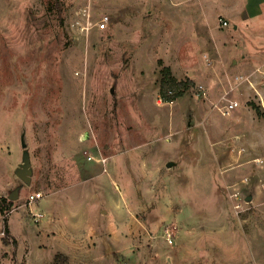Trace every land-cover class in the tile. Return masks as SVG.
<instances>
[{"label": "rangeland", "instance_id": "374dc122", "mask_svg": "<svg viewBox=\"0 0 264 264\" xmlns=\"http://www.w3.org/2000/svg\"><path fill=\"white\" fill-rule=\"evenodd\" d=\"M166 67L190 81L170 102ZM259 68L264 0H0V264H65L46 210L81 202L131 221L115 264H264Z\"/></svg>", "mask_w": 264, "mask_h": 264}, {"label": "crops", "instance_id": "0c3cea01", "mask_svg": "<svg viewBox=\"0 0 264 264\" xmlns=\"http://www.w3.org/2000/svg\"><path fill=\"white\" fill-rule=\"evenodd\" d=\"M77 205L80 207L77 217L73 214L69 215L68 212L71 208H68L69 210L62 207L57 209L54 206L53 209L50 206L49 210H46V213L58 216L53 223L46 222L44 224V231L52 230V239H50L52 256L49 262L51 263L56 255H62L67 258L65 264H115V258H113L115 255L111 256L109 251L116 249L117 252L124 253L128 249L126 246L131 248L132 244L131 240L126 238L124 240L127 242L123 244V238L126 235L121 234V229L114 228L115 224L125 228L130 226L131 221L127 219L124 221L115 220L114 224H107L105 218H90V216L94 218V213L98 209L97 205H85L82 202ZM89 207H93V210ZM86 215L88 220H86Z\"/></svg>", "mask_w": 264, "mask_h": 264}, {"label": "built area", "instance_id": "2783aa9c", "mask_svg": "<svg viewBox=\"0 0 264 264\" xmlns=\"http://www.w3.org/2000/svg\"><path fill=\"white\" fill-rule=\"evenodd\" d=\"M90 16V15H89ZM87 19H90L87 17ZM89 27L83 26L81 24V22H77V30H81L82 32L87 31L92 27H96L98 30H105L109 23H110V18L108 15H105L103 17H101V19L95 23H92L89 20ZM219 25L221 27H227L228 26V21L225 19H219ZM91 28V29H92ZM257 74L259 75L260 78V86L257 87L254 82H252L251 80L248 79L250 86L253 88L256 97L258 98V100L260 101V104L262 105V107L264 108V69L259 68L257 69ZM238 106V102H232L230 104H225L223 107H219V111L221 112V114L226 115L227 113H229L231 110H233L235 107ZM42 197L40 192L37 193H33L30 195L29 197V202L30 203H34L35 201L39 200ZM164 237L165 240L167 241L168 244H173L174 243V229L172 228H166L164 231ZM241 264H250L247 262L241 263Z\"/></svg>", "mask_w": 264, "mask_h": 264}, {"label": "trees", "instance_id": "16d2710c", "mask_svg": "<svg viewBox=\"0 0 264 264\" xmlns=\"http://www.w3.org/2000/svg\"><path fill=\"white\" fill-rule=\"evenodd\" d=\"M162 72L164 74V77L162 80L161 95L163 96L164 100L170 102L183 96L184 91L189 87L188 83H190V81H178L171 75L170 69L168 67L164 68ZM2 204L3 205L0 210L5 212L7 207L4 200H2ZM6 232H9V229L7 227ZM58 257L59 255H57L56 259Z\"/></svg>", "mask_w": 264, "mask_h": 264}, {"label": "water", "instance_id": "95a60500", "mask_svg": "<svg viewBox=\"0 0 264 264\" xmlns=\"http://www.w3.org/2000/svg\"><path fill=\"white\" fill-rule=\"evenodd\" d=\"M31 164L28 158V155H25L24 163L22 164V167L17 171V175L27 184L31 182ZM168 166H171V163L168 164ZM21 187H17L15 190H13L9 196L10 200H17L19 198ZM1 204V202H0Z\"/></svg>", "mask_w": 264, "mask_h": 264}, {"label": "bare ground", "instance_id": "6f19581e", "mask_svg": "<svg viewBox=\"0 0 264 264\" xmlns=\"http://www.w3.org/2000/svg\"><path fill=\"white\" fill-rule=\"evenodd\" d=\"M88 139H89V134L85 133V134H83L81 141H87Z\"/></svg>", "mask_w": 264, "mask_h": 264}]
</instances>
